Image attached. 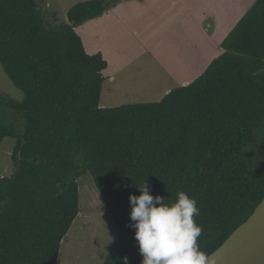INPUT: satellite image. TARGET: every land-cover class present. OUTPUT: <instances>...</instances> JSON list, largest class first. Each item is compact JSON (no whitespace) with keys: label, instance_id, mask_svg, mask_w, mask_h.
Segmentation results:
<instances>
[{"label":"trees","instance_id":"16d2710c","mask_svg":"<svg viewBox=\"0 0 264 264\" xmlns=\"http://www.w3.org/2000/svg\"><path fill=\"white\" fill-rule=\"evenodd\" d=\"M120 1L78 2L53 25L42 0H0V62L24 94H0V143L16 140V169L0 176V264H58L88 172L119 229L103 264H141L129 196L145 181L165 204L196 199L206 256L264 199V0L188 85L101 107L108 63L75 29Z\"/></svg>","mask_w":264,"mask_h":264},{"label":"rangeland","instance_id":"374dc122","mask_svg":"<svg viewBox=\"0 0 264 264\" xmlns=\"http://www.w3.org/2000/svg\"><path fill=\"white\" fill-rule=\"evenodd\" d=\"M42 1L44 9L49 13L48 21L54 25L65 22L68 10L78 2L86 0ZM135 1L143 0H121L110 10L119 11L117 8L122 3ZM207 1L209 4L190 3L184 11V18H188V22L184 26L181 24L182 26L174 28V33L169 19L158 18L156 13L146 9L144 10L147 12L142 11L141 14L146 23L135 25L138 36L129 31L125 32V29L130 28L132 11L129 14L128 11H124L125 14L111 12V18L107 21H93L80 28L77 33L81 34L84 40L91 36L89 32L93 38L97 32V39L103 41L101 46L105 48L107 45L110 48V60L115 59L119 68H122L120 73L114 71L112 81L108 79L111 72L104 73L103 88L105 89L107 82L111 84L113 103L106 99L104 92V101L101 98L100 104L105 102L117 106L160 100L167 91L181 84L183 80L191 81L200 76L211 61L220 55L215 53L219 48L218 41L224 33L218 29L209 32V25H212V30L214 28L213 19L219 17V13L226 17L231 8L237 13L246 12L256 0ZM139 7L140 5L136 8ZM201 15L207 18L205 23L204 19H200ZM114 27L122 37H117V44L112 41ZM177 43H181L184 48L189 47L190 50H181L186 54L174 56ZM0 94L17 101L24 97L23 91L14 84L1 62ZM15 145L16 140L11 137H6L0 143V176H11L16 169L12 159ZM78 184L80 213L62 242L58 264H103L119 236V229L95 186L92 174L88 172L82 175Z\"/></svg>","mask_w":264,"mask_h":264},{"label":"clouds","instance_id":"9594fccd","mask_svg":"<svg viewBox=\"0 0 264 264\" xmlns=\"http://www.w3.org/2000/svg\"><path fill=\"white\" fill-rule=\"evenodd\" d=\"M140 195H130V219L134 238L142 256L141 264H207L198 238L202 227L194 220L200 214L197 201L183 191L176 202L165 204L164 197L150 194L146 181L137 187ZM128 264V258H123Z\"/></svg>","mask_w":264,"mask_h":264},{"label":"crops","instance_id":"0c3cea01","mask_svg":"<svg viewBox=\"0 0 264 264\" xmlns=\"http://www.w3.org/2000/svg\"><path fill=\"white\" fill-rule=\"evenodd\" d=\"M122 1H124V0H122ZM125 1H127V0H125ZM190 3L191 4H196V3H198V4H202V3L203 4H209V2L207 0H143L142 2L135 1V2H131V3H125V4L122 3V5L119 8H117V9H119V11H116V9H114L112 11L109 10L108 12L105 13L104 16L102 15L103 16L102 18H100V19L95 18V19H92V20H90L88 22H85L84 24L79 25L78 27H76L75 30H76V32H78V30L80 28H82L85 24L87 25V24H89L90 22H93V21H97V22H100L101 20H106L107 21V19L109 17L111 18V12H121V13L125 14L124 11H128V14H129L132 11L130 13L131 18L129 19V21L131 22V25H130V28L125 29V32L127 33L129 31V32H131L132 35L138 36L139 34H138L137 30H136L135 25L145 24L146 20L142 19L141 14H142V11L143 12L149 11V12L156 13L158 18H163V19L167 18V20L169 19V21L172 23V32L174 33V28H178V27H180L182 25L184 26L186 24V22H188V18H186V19L184 18L185 17L184 11L190 5ZM138 5H140L139 9L136 8V7H138ZM144 9H146L147 11H145ZM176 11L177 12L179 11V13H176ZM246 12L237 13V12H234V8H231L230 12L226 15V17H223L221 15V13H219V17L216 16L213 19L214 28L212 30V25H209L208 26L209 32L210 31H214L215 32V29H218V30L223 31V33H224L222 38H220V40L218 41L219 48L216 50L215 54H219V53L222 54L223 49H222L221 45H222L223 39H225L226 36L232 31V29L235 27L237 22L242 18V16ZM200 19H204V23H205L207 18L204 15H201ZM95 29H97V27H95ZM89 34L91 36H88L86 38L87 40H84L83 36L81 34H79L80 37L82 38L85 50L89 54H96V53H99V52L102 53L104 59L108 63L107 68L103 71V75H104L105 72H109L110 71L111 72V76L108 79H110L112 81L113 78H114V75H112L113 73H115L114 71H118L120 73L122 71V68L121 69L119 68V64L116 63L115 59L114 60H110V57H112L110 48L107 45H105V48H103L101 46L103 41L102 40L99 41L97 39L99 37V34L96 32L95 33V38L92 37V34L90 32H89ZM112 35H113V40L112 41H114V44H117L115 42L117 37L122 38L121 35L119 34L117 28H115V31L112 33ZM109 42H111V41H109ZM181 50L188 51L190 49H189V47L188 48H184L181 43H177V49L174 51V56H179V55H185L186 54L185 52H181ZM104 79H105V77H104ZM192 81L193 80H191V81L183 80L181 82V84H179L178 86L188 85ZM178 86H176V87H178ZM172 89H174V88H172ZM170 91H167V93H169ZM104 92L106 93V99L108 101H110L111 103H113L112 102V97H113L114 94L111 91V84L109 82L106 83L105 89L102 87V93H101L102 100H103V97H104ZM160 100L147 101V102H156V101H160ZM106 105H108V107L121 106V104L117 105V106H112V104H106L105 102L100 104L101 107H107Z\"/></svg>","mask_w":264,"mask_h":264},{"label":"water","instance_id":"95a60500","mask_svg":"<svg viewBox=\"0 0 264 264\" xmlns=\"http://www.w3.org/2000/svg\"><path fill=\"white\" fill-rule=\"evenodd\" d=\"M207 257V264H264V199L253 214Z\"/></svg>","mask_w":264,"mask_h":264}]
</instances>
